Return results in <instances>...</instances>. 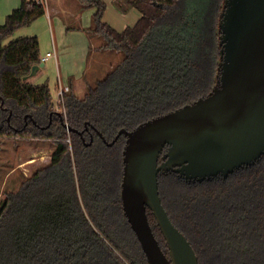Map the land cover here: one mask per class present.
I'll return each mask as SVG.
<instances>
[{"label":"trees","instance_id":"1","mask_svg":"<svg viewBox=\"0 0 264 264\" xmlns=\"http://www.w3.org/2000/svg\"><path fill=\"white\" fill-rule=\"evenodd\" d=\"M79 3L82 11L95 9L92 24L83 28L90 57L121 55L82 95L71 84L60 110L48 83L23 79L42 62L39 38L5 43L45 15V3L22 0L0 25V144L44 138L52 148L47 165L2 181L0 264H148L122 205L126 137L109 146L98 132L112 141L120 129L191 103L217 82L224 0H116L121 12L135 8L141 14L122 32L103 20L102 0ZM159 192L199 264H264V157L227 178L203 182L161 172Z\"/></svg>","mask_w":264,"mask_h":264},{"label":"water","instance_id":"2","mask_svg":"<svg viewBox=\"0 0 264 264\" xmlns=\"http://www.w3.org/2000/svg\"><path fill=\"white\" fill-rule=\"evenodd\" d=\"M219 28V73L207 95L132 130L122 128L112 141L98 132L109 146L126 137L122 205L148 264H199L193 245L162 203L161 172L203 182L227 178L264 157V0H224ZM44 65H34L23 79L28 81ZM148 209L168 254L155 236Z\"/></svg>","mask_w":264,"mask_h":264},{"label":"crops","instance_id":"3","mask_svg":"<svg viewBox=\"0 0 264 264\" xmlns=\"http://www.w3.org/2000/svg\"><path fill=\"white\" fill-rule=\"evenodd\" d=\"M102 1L106 4L103 20L120 32L134 26L141 17L135 8L123 13L115 7V0ZM21 2L22 0H0V25ZM43 3L47 10L45 15L32 25L18 29L5 43L19 37L37 36L40 41V55L52 53L44 62V67L28 81L35 85L48 83L57 104L61 88L72 84L78 94L86 88L83 79L88 70L91 43L83 28L92 24L95 9L80 10L79 0H43ZM69 26L72 28L68 29Z\"/></svg>","mask_w":264,"mask_h":264},{"label":"rangeland","instance_id":"4","mask_svg":"<svg viewBox=\"0 0 264 264\" xmlns=\"http://www.w3.org/2000/svg\"><path fill=\"white\" fill-rule=\"evenodd\" d=\"M116 2V0H115ZM115 7L116 4L114 3ZM224 9V7H223ZM223 11V10H222ZM221 15V14H220ZM220 19V18H219ZM6 20V18H5ZM5 20L2 24L5 23ZM32 25V24H31ZM30 26V25H29ZM120 55L118 52L112 53L109 51L93 53L88 62V70L83 80L84 82L91 83L97 78L102 77L108 70V67L114 63V60H119ZM84 90L80 93H84ZM57 105V104H56ZM57 110L59 106H57ZM39 142H31V139H10L1 142L0 151L4 148L7 152L0 156V174L5 173L9 169L12 170L11 174H6L4 179H0V205L4 199L2 193L3 182L9 179L15 173H22L23 175H30L36 168L47 165L51 159L52 148L48 140L44 138L35 139ZM161 234V233H160ZM162 237V236H161Z\"/></svg>","mask_w":264,"mask_h":264},{"label":"built area","instance_id":"5","mask_svg":"<svg viewBox=\"0 0 264 264\" xmlns=\"http://www.w3.org/2000/svg\"><path fill=\"white\" fill-rule=\"evenodd\" d=\"M35 1H37V2H43V0H35ZM50 56H52V53L51 52H48L47 55H45V56H41L42 62H45ZM68 89H69V87H63V88L60 89V91L58 93V97H57V106H59L58 105V102L61 101V98H62L64 92L67 91Z\"/></svg>","mask_w":264,"mask_h":264}]
</instances>
